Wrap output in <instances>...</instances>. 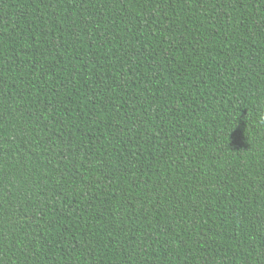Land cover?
Returning <instances> with one entry per match:
<instances>
[{"label":"trees","instance_id":"obj_1","mask_svg":"<svg viewBox=\"0 0 264 264\" xmlns=\"http://www.w3.org/2000/svg\"><path fill=\"white\" fill-rule=\"evenodd\" d=\"M0 264H264V0H0Z\"/></svg>","mask_w":264,"mask_h":264}]
</instances>
